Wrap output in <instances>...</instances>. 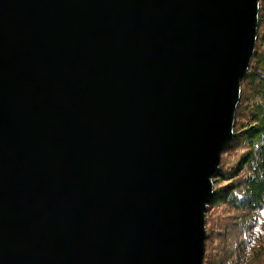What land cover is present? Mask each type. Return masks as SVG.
I'll use <instances>...</instances> for the list:
<instances>
[{
	"label": "water",
	"instance_id": "obj_1",
	"mask_svg": "<svg viewBox=\"0 0 264 264\" xmlns=\"http://www.w3.org/2000/svg\"><path fill=\"white\" fill-rule=\"evenodd\" d=\"M259 0H0V264H203Z\"/></svg>",
	"mask_w": 264,
	"mask_h": 264
},
{
	"label": "trees",
	"instance_id": "obj_2",
	"mask_svg": "<svg viewBox=\"0 0 264 264\" xmlns=\"http://www.w3.org/2000/svg\"><path fill=\"white\" fill-rule=\"evenodd\" d=\"M234 132L213 179L203 264H264V0Z\"/></svg>",
	"mask_w": 264,
	"mask_h": 264
},
{
	"label": "rangeland",
	"instance_id": "obj_3",
	"mask_svg": "<svg viewBox=\"0 0 264 264\" xmlns=\"http://www.w3.org/2000/svg\"><path fill=\"white\" fill-rule=\"evenodd\" d=\"M205 231H206V213H205ZM206 241V239H205ZM205 248H206V243H205Z\"/></svg>",
	"mask_w": 264,
	"mask_h": 264
}]
</instances>
